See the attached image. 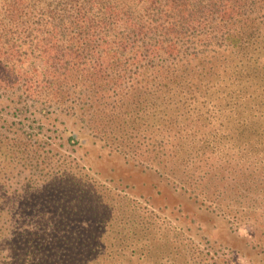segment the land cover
I'll list each match as a JSON object with an SVG mask.
<instances>
[{"label": "trees", "instance_id": "trees-1", "mask_svg": "<svg viewBox=\"0 0 264 264\" xmlns=\"http://www.w3.org/2000/svg\"><path fill=\"white\" fill-rule=\"evenodd\" d=\"M60 113L74 150L208 211V247L159 213L184 201L111 188L54 146L41 118ZM220 257L264 264V0H0V264Z\"/></svg>", "mask_w": 264, "mask_h": 264}, {"label": "rangeland", "instance_id": "rangeland-1", "mask_svg": "<svg viewBox=\"0 0 264 264\" xmlns=\"http://www.w3.org/2000/svg\"><path fill=\"white\" fill-rule=\"evenodd\" d=\"M41 120L45 124L44 129L46 130V132L54 133V138L52 139V141L54 142V146L58 147L59 150L68 151V154H71V158L76 159V162L78 161L77 163L81 165L85 163L89 166H92L95 170L98 169L102 171V173L105 174L104 178H106L107 176H114L115 179L113 182H107L111 188H114L116 190H123L124 188H126L130 195H134L135 193L133 192H146L148 198L149 195H154L157 199H159V202L162 198L166 202H171V204L177 203L180 200L184 201V203L186 204L184 213H179L178 211L171 212L172 210H159V213L168 221H172L171 228L174 232H182L183 230L186 232L187 236L192 238L195 237V240L199 244L204 247H208V244L205 241L206 239H202L203 243H201L198 239V237H201L199 236V234H208V230H205L204 227L202 230H199L198 225L199 221L202 220L209 223L210 214L205 209L197 208V203L194 202V200L189 199L188 194H177L172 189L171 184L167 185L165 182L164 184L161 183L155 175L147 172H142L138 168H134L131 165L127 166L126 163L117 158L110 159L105 157L104 149H101L98 145H92L89 143L85 144V146H83L82 148L76 146L78 147V149L74 150L76 148L72 147L68 143V136L73 134V132L75 131L78 132L79 127L76 125V122H74V119L72 117L60 113L53 114L50 117L42 116ZM115 167L116 169L115 171H113ZM134 186L137 187H135V189H132V187ZM159 189L162 190V194L158 195L157 192ZM173 205H171L172 208H174ZM193 220L194 222L192 223ZM181 226L184 227V229H181ZM210 238L214 239V237ZM219 240L222 241V238H219ZM216 248L219 250L218 246H216ZM210 254L212 256L213 253ZM227 260H224V257H220V259L217 260L215 264H229L230 261L227 262Z\"/></svg>", "mask_w": 264, "mask_h": 264}]
</instances>
